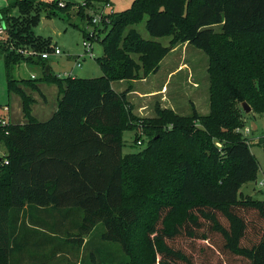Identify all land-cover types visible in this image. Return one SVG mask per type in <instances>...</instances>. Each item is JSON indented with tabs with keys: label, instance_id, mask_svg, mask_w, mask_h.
<instances>
[{
	"label": "trees",
	"instance_id": "16d2710c",
	"mask_svg": "<svg viewBox=\"0 0 264 264\" xmlns=\"http://www.w3.org/2000/svg\"><path fill=\"white\" fill-rule=\"evenodd\" d=\"M64 2L13 0L0 11V24L9 34L7 40L0 37L8 89L22 97L26 118L23 123L0 125V143L7 148L0 159V264H22L17 256L28 260L23 264L48 259L35 251L52 239L40 232L39 223L43 221L35 214L40 209L58 211L65 218L73 211H82L80 227L85 234L103 224L102 240L122 244L130 252L127 238L140 223L144 209L138 202H127V155L144 157L143 153L152 146L124 153L123 130H136V126L126 122L124 94L116 91L112 83L138 78L141 68L145 75L157 72L178 42H189L209 54L212 90L221 94L222 112L236 119L237 127L244 128L245 124L238 122L239 112L231 101H246L259 112L264 109V43L243 37L264 36V0H133L129 8L111 13L110 23H104L102 28L95 25L99 40L100 31H106L101 40L103 55L99 57L102 76L68 75L59 79L51 74V68L49 73L46 71V62L42 63L44 78L57 83L59 97L52 115L43 121L37 119L29 97L12 75V62L21 57L27 62L34 60L20 53L19 48L39 50L35 44L30 45L35 41L47 45L34 36L31 22L39 19L37 13L41 10L51 14L53 8H67L72 3ZM101 2L112 3L86 0L78 13L88 19L89 10ZM15 7L29 15L22 23L11 15ZM145 16L148 32L153 37L171 36L169 45L147 40L133 27L125 34L127 26L139 23ZM215 25H221L218 36ZM217 43L220 49L215 48ZM13 44L17 50L11 51ZM135 53L139 54L138 61L132 56ZM30 80L22 82L40 90ZM176 117L170 115L163 123L174 124ZM197 131L196 139L205 149L202 155L210 158L216 172L210 175L200 171L190 158L178 160L173 168V183L170 181L163 194L150 204L154 215L146 234L152 250L151 264H196L177 245L182 237L208 240L223 258L238 257L240 264H264V200L239 196L241 186L256 178L259 170L249 139L234 128L227 132L211 129L212 136L222 143L218 146L212 137L209 141V137L206 140L200 136L202 129ZM158 139L153 134L151 142ZM261 142L264 146V135ZM144 164V158L138 160L139 166ZM136 182L134 196L141 201L148 196L143 193L148 184L143 177ZM24 214L35 221L34 229H22ZM36 234L43 237L37 238ZM108 247L103 251L94 248L90 260L82 263L137 264L131 252L124 259Z\"/></svg>",
	"mask_w": 264,
	"mask_h": 264
},
{
	"label": "rangeland",
	"instance_id": "374dc122",
	"mask_svg": "<svg viewBox=\"0 0 264 264\" xmlns=\"http://www.w3.org/2000/svg\"><path fill=\"white\" fill-rule=\"evenodd\" d=\"M12 1L0 0V11L8 8ZM47 1L52 3L54 0ZM65 1H72V3L67 8H53L54 12L51 14L41 10L37 13L39 19L35 23L31 22L34 36L43 40V43L46 42L47 45L36 41L30 45L35 44L39 48V52H51L49 59L39 60L40 58L36 56L32 62H27L25 58L21 57L16 59V62H12L14 66L12 75L18 80L20 87L25 90L26 96L29 97L32 112L41 120L50 117L56 109L58 92L57 83H51L44 78L43 62H46V66H50L51 74L57 75L59 79L68 75L81 78L103 75L99 57L103 55L101 40L106 35V31H100L101 40H92L93 57L88 56L83 44L85 33L93 31L95 25L78 13L79 6L86 0ZM111 1V6H104L106 13H110L112 10H125L133 2V0ZM63 3L65 2L63 1ZM96 4L99 7L103 5V3ZM91 9L94 10V8ZM32 13V15L35 14L34 11ZM11 15L18 17L21 23L25 21V17L29 16L21 13L18 7L12 9ZM46 19L52 23H46ZM146 21L147 16L139 23L127 26L125 34L133 27L143 38L169 45L171 36L153 37L147 30ZM23 24L27 25L25 22ZM99 27L102 28L103 25L100 24ZM213 28L217 33L216 36L222 33L221 25H215ZM8 35L5 27L1 38L7 40ZM243 37L246 40L250 39L253 43H264V36L261 35ZM30 39L33 38L30 37ZM14 42L12 41V43ZM14 44L12 46L14 49L11 51L17 50ZM55 48H60L62 53L53 54ZM215 48L220 49V44L217 43ZM132 56L138 61L139 54L135 53ZM78 62H81V66L77 65ZM209 62V54L204 50L189 42H178L165 56L157 72L145 75L141 68L138 78L113 82V88L124 94L126 122L136 126V130H123L124 153L137 152L152 146L143 153L144 157L127 155L125 167L127 202L131 204L138 202L144 209L140 223L133 231L129 232L127 238L131 244L130 252L137 264H151L152 250L148 246L146 234V227L154 215L150 204H152L153 198L163 194L164 188L176 176L173 168L178 160L190 158L194 160L200 171L210 175L216 172L210 158L207 155H202L205 149L202 147L201 141L196 139L199 134L197 130H203L200 133L202 138L208 140L209 137L210 141V137H212L211 140L221 146L220 140L212 136L211 129L218 132L219 130L227 132L231 128H234V131L242 129L241 126L237 127L236 119L225 117L222 112L221 94L212 90L213 80L211 71L209 72ZM24 79H32L30 81L37 83L40 90L33 88L25 81L22 82ZM231 103L239 112L238 122H243L245 127L251 129L247 138L259 163L256 178L241 186L239 196L249 197L252 200H264V146L261 142V137L264 135V109L259 112L251 106L252 110L247 113L243 109L240 99L233 100ZM170 115L177 116L174 124H164V119L169 118ZM0 119H7L9 122L15 123L26 120L22 97L15 92L9 93L5 52L1 49ZM137 132L140 135L138 138H136ZM153 134L159 137L154 143L151 142ZM6 149L5 144L1 142L0 157L5 154ZM141 158L145 159V164L139 166L138 160ZM2 166L3 164L0 163V167ZM140 177H143L148 184L143 189V193L148 196L142 197L141 201L138 196H134L135 182ZM171 183L173 182L171 181ZM136 184L139 185L138 182ZM160 189L163 190L162 193H160ZM35 214L39 215L43 221L39 223L41 224L40 230H42L40 232L52 237L47 246L35 250L39 256L44 254L48 257L46 260H37L36 264H83L82 262L90 260L91 251L96 247L103 251L105 247L109 246V250L124 259L126 255L130 254L124 250L122 244H109L102 240L103 224H98L89 234H85L80 227L83 219L82 211H73L66 218L60 212L50 209H40ZM21 218H23V226H21L23 230L35 228L33 226L35 221L31 217H25L24 214ZM36 237L42 238L43 236L36 234ZM177 245L189 253L196 264H240L241 262L238 257L223 258L214 247L209 246L208 240L182 237ZM17 258H20L18 262L22 264L28 261L21 256H17ZM127 259L129 260L128 257Z\"/></svg>",
	"mask_w": 264,
	"mask_h": 264
},
{
	"label": "built area",
	"instance_id": "2783aa9c",
	"mask_svg": "<svg viewBox=\"0 0 264 264\" xmlns=\"http://www.w3.org/2000/svg\"><path fill=\"white\" fill-rule=\"evenodd\" d=\"M102 3V2H101ZM63 4V3H61ZM85 4V3H84ZM111 2H103V5H101V7L96 5V8L90 9L89 13H88V20L91 21L92 24L94 25H103L104 23H110V17L109 15L115 11H111L110 13H106L104 11V6H111ZM5 30V27L3 26V24H0V37L3 34ZM98 32L95 31V28L93 31H90L88 34L89 36L85 37V40L83 42L84 46L86 47V54L90 57H93V45H92V40H99V38H97V34ZM101 40V39H100ZM18 51L20 53H23L25 56H32V57H41L43 59H49L51 52L45 51V52H39L37 49L35 48H30V47H24V48H19ZM62 51L60 48H55L53 51V54H61ZM78 66H81V62L77 63ZM33 78H35L34 75H32ZM9 121L7 119H0V125H6L8 124ZM238 131L243 132V134L245 136H248V134L251 132V129L248 127H244ZM8 162V161H6ZM262 183V182H261Z\"/></svg>",
	"mask_w": 264,
	"mask_h": 264
},
{
	"label": "water",
	"instance_id": "95a60500",
	"mask_svg": "<svg viewBox=\"0 0 264 264\" xmlns=\"http://www.w3.org/2000/svg\"><path fill=\"white\" fill-rule=\"evenodd\" d=\"M61 1H65V0H61ZM46 23H52V22L50 20L46 19ZM46 71L49 73V71H50L49 65L46 66ZM242 106H243V109L245 110V112H247V113H249L252 110L251 106L246 101L242 102ZM0 159H1V157H0Z\"/></svg>",
	"mask_w": 264,
	"mask_h": 264
},
{
	"label": "crops",
	"instance_id": "0c3cea01",
	"mask_svg": "<svg viewBox=\"0 0 264 264\" xmlns=\"http://www.w3.org/2000/svg\"><path fill=\"white\" fill-rule=\"evenodd\" d=\"M162 61H163V60H162ZM162 61H161V62H162ZM160 65H161V63H160ZM112 85H113V83H112ZM58 97H59V89H58V92H57V100H58ZM57 106H58V104H57ZM44 107H45V106H44ZM45 109H46V108H45ZM56 109H57V107H56ZM56 109H55V110H56ZM55 110H54V111H55ZM32 113H33V112H32ZM33 115H34L37 119H39L34 113H33ZM51 115H52V114H51ZM48 118H49V117H48ZM48 118H47V119H48ZM39 120H41V119H39ZM44 120H46V119H44ZM41 121H43V120H41ZM19 123H23V121H21V122H19Z\"/></svg>",
	"mask_w": 264,
	"mask_h": 264
}]
</instances>
